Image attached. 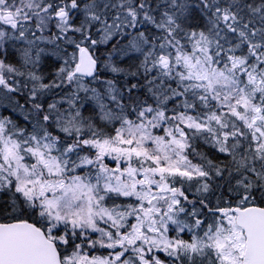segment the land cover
<instances>
[{"label":"snow or ice","instance_id":"snow-or-ice-1","mask_svg":"<svg viewBox=\"0 0 264 264\" xmlns=\"http://www.w3.org/2000/svg\"><path fill=\"white\" fill-rule=\"evenodd\" d=\"M0 264H264V0H0Z\"/></svg>","mask_w":264,"mask_h":264}]
</instances>
